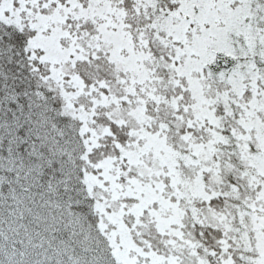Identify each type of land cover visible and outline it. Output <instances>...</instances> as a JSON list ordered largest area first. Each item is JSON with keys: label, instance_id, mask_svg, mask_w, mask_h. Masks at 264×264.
I'll return each instance as SVG.
<instances>
[{"label": "snow or ice", "instance_id": "6c2138e0", "mask_svg": "<svg viewBox=\"0 0 264 264\" xmlns=\"http://www.w3.org/2000/svg\"><path fill=\"white\" fill-rule=\"evenodd\" d=\"M0 264H264V0H0Z\"/></svg>", "mask_w": 264, "mask_h": 264}]
</instances>
